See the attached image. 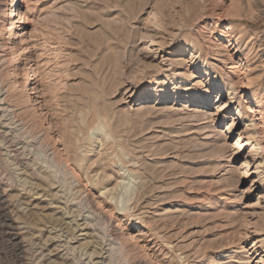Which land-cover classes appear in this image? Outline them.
I'll return each instance as SVG.
<instances>
[{"label": "rangeland", "instance_id": "obj_1", "mask_svg": "<svg viewBox=\"0 0 264 264\" xmlns=\"http://www.w3.org/2000/svg\"><path fill=\"white\" fill-rule=\"evenodd\" d=\"M11 2L0 264H264V0Z\"/></svg>", "mask_w": 264, "mask_h": 264}, {"label": "bare ground", "instance_id": "obj_2", "mask_svg": "<svg viewBox=\"0 0 264 264\" xmlns=\"http://www.w3.org/2000/svg\"><path fill=\"white\" fill-rule=\"evenodd\" d=\"M15 1L14 0H12V2H11V5H10V9H11V14L9 15V17L11 18V20H12V23H11V26L12 25H16V24H18L19 23V21H18V16H19V10L17 9V7L18 6H20L19 4H20V2H21V0H17V3L15 4L14 3ZM16 9L18 10V11H16ZM7 11L5 10V15L7 14L6 13ZM8 17V16H7ZM9 28V27H8ZM8 32H9V30H8ZM1 105V104H0ZM1 109H3V108H1ZM236 110H237V112L238 113H240V109H239V107H236ZM255 111V110H254ZM255 116H257V113L255 112L254 114H253V117H255ZM253 121V120H252ZM15 150V149H14ZM32 161V160H31ZM26 164V163H25ZM34 165V164H33ZM42 174V173H41ZM54 175V174H53ZM43 176V175H42ZM47 176V175H46ZM44 177H42V179H43ZM44 180V179H43ZM46 180V179H45ZM44 180V181H45ZM55 180V179H54ZM47 183H48V181H46ZM46 182H45V184H46ZM44 183V182H43ZM54 185V184H53ZM52 185V186H53ZM47 186L49 187V189H50V187H51V184H47ZM3 187V186H2ZM7 196V193H6V191L5 190H2V188L0 187V202L2 203V204H4V205H7V201H6V197ZM33 198V197H32ZM29 202V201H28ZM33 203V202H32ZM34 204V203H33ZM28 205V204H27ZM48 205V204H47ZM3 207H5V206H3ZM7 207V206H6ZM32 209H33V206L31 207ZM36 208H38V210H39V207L38 206H35V209ZM47 208V207H46ZM51 208V207H50ZM55 208V207H54ZM42 209V208H41ZM43 210V209H42ZM56 211V210H55ZM23 212V211H22ZM3 218L6 220V221H8L9 223H13V220H15V218L14 219H12L11 218V215H10V213L8 212V210L7 209H5L4 211H3ZM22 214V213H21ZM43 215V214H42ZM41 214H40V216H42ZM44 216H46V215H43V217ZM47 217V216H46ZM40 218H42V217H40ZM45 218V217H44ZM44 220V219H43ZM45 220H46V218H45ZM60 220V219H59ZM56 221V220H55ZM19 223V222H18ZM56 223V222H55ZM48 224V223H47ZM29 225V224H28ZM23 229V228H22ZM44 230V229H43ZM24 232V231H23ZM20 235H22V234H20ZM19 235V236H20ZM84 235V234H83ZM87 235V234H86ZM85 235V236H86ZM16 238H17V243H15L16 244V246L15 247H17V249H18V251L20 252V253H22L23 252V250L25 249L24 247L26 246L25 244V246L22 244L23 242H21V239L18 237V236H16ZM25 243V242H24ZM30 243V242H29ZM16 250V249H15ZM108 251V250H107ZM103 258V257H102ZM109 258V257H108ZM100 259V258H99ZM108 260V259H107ZM110 260V259H109ZM101 261V260H100ZM99 261V262H100ZM98 262V263H99ZM101 263V262H100ZM106 263V262H105ZM22 264V263H21ZM107 264V263H106Z\"/></svg>", "mask_w": 264, "mask_h": 264}]
</instances>
